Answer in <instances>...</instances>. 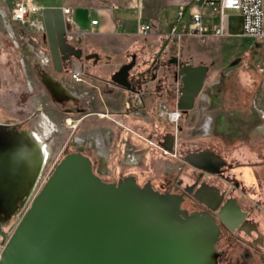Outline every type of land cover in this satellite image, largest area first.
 Instances as JSON below:
<instances>
[{
  "label": "water",
  "instance_id": "1",
  "mask_svg": "<svg viewBox=\"0 0 264 264\" xmlns=\"http://www.w3.org/2000/svg\"><path fill=\"white\" fill-rule=\"evenodd\" d=\"M41 17L54 70L60 71L70 59H81L82 48L68 40L62 8L44 7ZM134 65L132 55L110 81L139 93L130 76ZM205 73L202 65L180 66L182 112L192 109ZM43 82L55 89L51 82ZM166 138L168 144L163 145L171 149L172 135ZM41 157L30 133L10 132L0 125V218H9L24 206ZM184 160L210 172L223 161L206 150L189 153ZM179 205L174 195L128 180L105 183L91 172L87 158L68 154L23 208L1 251L0 264H216L213 245L218 229L197 214L185 215ZM227 214L220 215L225 224Z\"/></svg>",
  "mask_w": 264,
  "mask_h": 264
},
{
  "label": "rangeland",
  "instance_id": "2",
  "mask_svg": "<svg viewBox=\"0 0 264 264\" xmlns=\"http://www.w3.org/2000/svg\"><path fill=\"white\" fill-rule=\"evenodd\" d=\"M99 2L100 0H0V120L22 122V127L40 136L47 153L41 171L43 177L52 167L53 161L61 158L64 144L72 133L85 142H92L91 135L94 136L96 132L104 134L100 130L104 129L105 120L93 115L78 121L80 114L70 113L72 111L68 114L65 104L63 108L57 105L54 94L43 82V77V84L40 83L35 65H49L51 62L41 10L44 7H59L55 5L90 7ZM19 3L31 9L27 22L13 17V10ZM168 15L177 23V15L172 9L168 10ZM225 15L229 22L227 38L211 36L185 45L172 44L170 47L171 54L179 50L177 58L182 64L202 65L209 73L204 77L202 96L196 101L193 110L186 112L176 126L158 118L156 114L149 121L154 127L166 126L175 130L177 126L181 128L178 143H186L192 147H211L235 164H247L264 159V119L259 113L261 111L264 114V48L259 41L241 36L243 27L239 10L227 9ZM45 72L51 74L52 70L49 67ZM59 81L67 84V89L74 86L68 75L61 77ZM203 97L207 98L204 104ZM82 104L84 108L87 106L84 101ZM59 108L64 113L59 112ZM208 117L214 118V127L205 136L200 127L204 126L203 121ZM67 119L71 123H67ZM139 120L143 122L141 118ZM111 143V154L116 152L118 161L127 153L138 158V165L132 172L141 175V178H137L140 182L148 180L152 185L158 186L166 178L156 177L166 176L165 173L173 176L181 166V161L176 157L163 154L160 148L149 144L144 134L140 136L123 128L112 138ZM186 148L182 145L180 150ZM258 151H262L260 156L255 154ZM121 169L125 173L128 168ZM249 169L255 171V168ZM249 169L239 166L237 171L241 175L238 179L244 183L243 191L248 198L264 209V178H249ZM43 177L37 178L33 193L47 180ZM21 213L10 216L3 226L6 236H0V249L5 245ZM243 251L244 248L239 255ZM249 255L248 258L239 256L230 262L224 261L223 264H264V252L250 250Z\"/></svg>",
  "mask_w": 264,
  "mask_h": 264
},
{
  "label": "flooded vegetation",
  "instance_id": "3",
  "mask_svg": "<svg viewBox=\"0 0 264 264\" xmlns=\"http://www.w3.org/2000/svg\"><path fill=\"white\" fill-rule=\"evenodd\" d=\"M87 55L92 54L82 51L83 57L78 60L77 78L73 76V66L71 62L73 59L63 63L60 71H55L51 62L49 65H35V67H37L35 72L39 76L40 83L43 84L42 77L43 80L44 77L45 80L51 79L50 77H52L55 89L49 87V91L54 94L57 105L61 107L66 105L68 114H80L81 116L78 121H81L89 115L86 112L88 92L75 90V85L86 83L87 79H91L102 84L105 82L102 79L101 72L94 69L93 62L96 60L95 57L92 56L87 60L84 58ZM89 61H91V63ZM174 61L176 62V59ZM49 67L52 70L51 74L45 72V70ZM67 75L72 81V84H74L72 87L68 86L69 89L66 88L67 84H61L59 81L61 77H65ZM131 78L134 80L136 89L139 90L140 88L138 87V83L135 82V78L140 81L142 75L136 73L131 75ZM202 99V101H204L203 104L206 103L207 98L203 97ZM83 101L86 106L85 108L82 104ZM59 112L64 113L60 108ZM185 113L186 112H182L180 118L186 115ZM259 113L262 119H264V114H262L261 111H259ZM104 114L108 116V113L103 111L94 113V115L99 118H105L106 116ZM141 119L143 122H140L139 125L136 123V121H138L137 117H134V120L130 121L132 129H135V131L138 132L140 129V133L147 134V139L151 142L149 144L160 149L163 148L169 150L170 152H174V157L181 161V166L177 168V171L173 176L165 173L166 176L160 175L156 177L166 178L162 180L161 184L158 186L152 185L148 180H143V182L138 181L137 178H141V175L139 176L134 171L132 172V169L134 170L138 165V158L135 155L130 156L125 154L124 158L121 161H118L117 153L115 152L113 155L111 154L109 144L112 143H107V139L104 134L102 135L98 132L94 133V136H90L93 140L92 142H85L84 139L76 137L72 133L64 144L61 152V158H57L53 161L52 167L47 171L45 177H43L41 176V171L43 169L45 159L47 158V153L45 152L46 145L42 143L40 136L36 135L28 128L22 127V122L12 123L9 120H0V125L5 126V129L10 132L30 133L37 141L38 147H40L42 151L40 167L36 173L34 184L28 191V195L25 198L24 206L17 208L11 216L19 215L23 212V208L27 204L28 200H30V198H32V196L37 192L33 193L37 178H49L55 166L66 155L80 154L88 159L91 172L103 182L118 185L120 182L128 180L140 188H150L160 194L174 195L180 199L179 207L185 215L197 214L200 217H204L211 221L218 229L213 245L214 250L217 253L216 264H223L224 261L230 262L239 258V256L244 259L248 258L250 256V250L257 253L264 252V209H262L259 203L250 200L244 193L243 190L245 189V185L240 181V179H238L241 174L240 171H237L239 166L246 169L257 168L255 173L251 172L253 175L252 178H264V159H259L258 161L247 164H235L211 147H192V145H186V143H178V134L181 129L178 128V126L176 127V130L166 126L154 127L151 125V121H149L152 118L146 119L144 116H141ZM67 120V123H71V120ZM207 120H209L208 123H205V119L203 121L204 126L200 127L203 129V135L205 136L209 135L213 131L214 127V118L208 117ZM121 128L123 127L120 126V130ZM174 130L176 134H174ZM168 135H172L171 149H168L163 145V143L168 144V137L165 141L163 139L164 136ZM182 145H185L187 148L185 150H180L182 149ZM202 150L211 151L223 159L220 166H212V168L217 171L210 172L202 170L184 160L185 156L189 153H195ZM182 151L184 152L183 154ZM259 153L260 152L258 151L257 154ZM116 160L118 165L115 164ZM122 167L128 168L127 172L124 173L121 169ZM222 182H226L227 184L222 185ZM226 211L231 214H227L226 216L224 215V218L229 220V224H225L223 219L220 217V215L226 213ZM9 218H0V236L2 238L6 236L3 226L7 224ZM242 248H244V251L239 255Z\"/></svg>",
  "mask_w": 264,
  "mask_h": 264
},
{
  "label": "crops",
  "instance_id": "4",
  "mask_svg": "<svg viewBox=\"0 0 264 264\" xmlns=\"http://www.w3.org/2000/svg\"><path fill=\"white\" fill-rule=\"evenodd\" d=\"M55 6L73 8V14L65 19L68 40L71 44L81 47L83 51L94 55L96 59L93 62L94 69L101 72L105 81L102 84L87 79L86 83L75 85V90L88 92L86 102L88 116L100 111L108 113V116L102 118L105 124L104 129L100 130L104 133L107 143H111L112 138L123 130V128L120 130L118 123L127 130L143 136L140 129L139 132L135 131L130 125L134 117L138 118L136 123L139 125L141 116L151 119L156 114L162 119L159 113L163 107L170 109L179 107L182 87L179 69L182 63L177 58L179 50L171 54L172 44L180 46L181 43L185 45L194 40L216 36L209 34L198 37L189 32L191 13L196 10H199L207 26L218 20L217 11L202 6L201 2L196 0H100L99 4L90 7ZM180 8H183L181 16ZM169 9L176 13L177 23L168 15ZM93 19L97 20V24L90 23ZM138 21L150 25L147 34L137 33ZM227 31V35L217 37L229 36V22ZM241 36L245 37L243 34ZM132 55H135V65L130 70V76L136 73L142 75L140 81L135 78L140 88L139 93L127 91L110 81V75L121 65L129 62ZM186 65L195 67L188 63ZM208 74L206 72L204 77ZM201 96L200 92L194 100L193 107ZM130 101L138 105V109L128 107ZM193 107L186 112L192 111ZM208 121L206 119L205 123ZM258 129L260 130V127ZM144 136L147 138V134ZM253 159H256V155ZM256 169L254 172L249 169V178L253 177L252 173H255Z\"/></svg>",
  "mask_w": 264,
  "mask_h": 264
},
{
  "label": "built area",
  "instance_id": "5",
  "mask_svg": "<svg viewBox=\"0 0 264 264\" xmlns=\"http://www.w3.org/2000/svg\"><path fill=\"white\" fill-rule=\"evenodd\" d=\"M201 2L202 6L211 8L214 11L218 12V20L216 23L211 26H207L199 10H196L191 13V19L189 23V32L195 34L198 37H205L209 34L216 36H224L228 34L227 31V16L224 11L227 9H237L240 11L242 17V27H243V36L247 38H252L259 41L262 48H264V0H196ZM63 14L65 19L67 16L73 14L72 7H62ZM13 17L20 20L21 22H27L31 9L28 6H25L23 3L17 4L16 8L13 10ZM183 14V8L179 10V16ZM91 24H97V20L93 19L90 21ZM150 25L141 23L138 21L137 24V33L140 35H145L149 32ZM73 66V76L78 77V60H72ZM128 107L133 110L138 109V105H135L134 102H128ZM181 110L178 108L168 109L163 107L160 111L159 116L165 120L167 123H173L175 126L181 117ZM107 116L106 114H104ZM125 128L122 124L118 123ZM149 143L150 140H148ZM163 154H170L174 156V152L161 148ZM127 155H130L127 153ZM4 247V246H3ZM0 249V254L3 249Z\"/></svg>",
  "mask_w": 264,
  "mask_h": 264
},
{
  "label": "bare ground",
  "instance_id": "6",
  "mask_svg": "<svg viewBox=\"0 0 264 264\" xmlns=\"http://www.w3.org/2000/svg\"><path fill=\"white\" fill-rule=\"evenodd\" d=\"M45 81H47V82H51V83L53 84L52 80H50V79H47V80H45Z\"/></svg>",
  "mask_w": 264,
  "mask_h": 264
}]
</instances>
